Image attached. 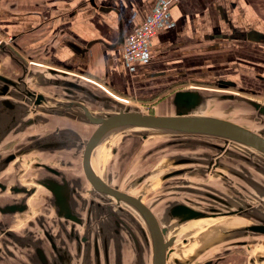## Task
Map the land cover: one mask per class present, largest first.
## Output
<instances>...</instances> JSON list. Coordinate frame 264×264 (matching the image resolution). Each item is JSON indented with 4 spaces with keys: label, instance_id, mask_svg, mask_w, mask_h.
I'll use <instances>...</instances> for the list:
<instances>
[{
    "label": "crops",
    "instance_id": "crops-1",
    "mask_svg": "<svg viewBox=\"0 0 264 264\" xmlns=\"http://www.w3.org/2000/svg\"><path fill=\"white\" fill-rule=\"evenodd\" d=\"M157 1L0 0V39L10 51L25 58L27 77L42 82L41 76L55 69L86 77L117 96L139 97L142 103L190 84L183 89L196 86L209 93L246 92L261 97L263 100H255L264 104V0H181L172 6L169 21L152 41L151 61L127 66L125 39L154 10ZM27 64L43 73L29 74ZM163 102L168 108L160 114L175 111L167 97L157 106ZM14 103L17 109H25L24 115L16 112L13 123L4 127L7 135L5 139L0 135V147L10 140H19L20 145L26 139L45 136L51 141L63 140L61 153L53 149L56 155L50 157L49 152L34 151L30 157L34 162L52 159L54 167L71 172L72 163L80 160L79 143L87 139L90 125L65 111L34 113L27 111L28 102L15 99ZM153 113L159 114L157 110ZM68 143L72 147L66 148ZM33 219L21 222L20 228L28 223L34 229ZM211 221H195L178 231H191L194 243L204 236ZM126 259L119 258L121 263H129Z\"/></svg>",
    "mask_w": 264,
    "mask_h": 264
},
{
    "label": "rangeland",
    "instance_id": "rangeland-1",
    "mask_svg": "<svg viewBox=\"0 0 264 264\" xmlns=\"http://www.w3.org/2000/svg\"><path fill=\"white\" fill-rule=\"evenodd\" d=\"M11 54L17 61L26 65L24 57L12 51ZM18 64L0 51V74H7L10 78L16 79L23 74L24 70ZM28 66H30L29 74L43 73L42 69L37 67L32 69L31 64ZM55 77L57 76L46 73L45 76H41L44 81L41 84L46 82L45 85L39 87L27 84L44 94L49 100L54 95H57L56 100L58 101L86 100V105L96 114L113 113L121 108L117 106L119 104L115 99L96 85L74 77L73 80L78 82L84 91L66 90L61 86L54 87L49 84V80ZM25 81L27 82V76ZM188 85L190 84L171 88L162 97L150 101L145 100L146 103H142L139 97L138 100L129 98L130 102L122 109L142 110L148 113L153 109L159 114L163 113L168 107L165 102L157 106L161 99L164 97L172 99L175 91ZM16 93L17 97L14 98H17V102H21L20 92L16 91ZM86 93L94 94L96 99H92ZM221 94L227 93L205 92V104L197 111V114L226 118L264 133V116H260L246 101L248 98L263 100L261 97L240 92L231 99L222 98ZM169 113L173 114L174 111L171 110ZM88 128L92 130L93 127ZM144 134H147L146 139L142 138ZM104 143L108 146L107 157L102 163L103 178L113 186L131 192L132 195L141 196L143 202L153 208L162 226L168 225L171 228L169 222L173 219H177V223L186 218L193 219L188 216L183 218L171 216V207L180 203L203 212L204 217L213 220L206 229L205 237H199L194 240V243L191 231H187L186 228L180 230L176 234L167 264H216L219 256L228 254L231 249L238 250L232 247L235 241L243 240L246 245L241 249L243 259L246 257V264H253L248 262L249 257L255 258H253L254 264H264V236L250 237L245 232H232L235 228L257 223L249 218L248 214L264 219V158L262 156L249 148L217 137L162 133L143 129L115 132L108 136ZM66 154H68L67 151ZM68 155H66V160H68ZM41 160L46 162L50 159L41 158ZM79 161L72 163L74 166L72 171L81 175ZM210 161L215 164L219 162V164L216 168L209 169ZM52 163L51 159L49 165ZM176 171H184V173L166 177L169 173ZM237 203L242 206L236 207ZM212 208L223 212L236 211L239 208L238 211L242 214L247 212V214L236 213L230 216L210 217ZM130 215L133 217L132 213ZM135 218L138 217L135 216ZM137 223L145 235L141 238V257L138 259L135 255L133 256L130 244L131 249L125 250L124 255L127 258L125 261L129 260V264H150L149 235L138 221ZM173 233L168 230L169 236ZM188 247L190 251L186 249ZM232 258L234 257H226L227 264L238 262L237 260L233 262Z\"/></svg>",
    "mask_w": 264,
    "mask_h": 264
},
{
    "label": "flooded vegetation",
    "instance_id": "flooded-vegetation-1",
    "mask_svg": "<svg viewBox=\"0 0 264 264\" xmlns=\"http://www.w3.org/2000/svg\"><path fill=\"white\" fill-rule=\"evenodd\" d=\"M5 47L8 49L6 44ZM0 51L6 52L5 48ZM16 62L22 70L26 69L25 63ZM3 75L10 78L7 74ZM9 89L6 100L0 102V135L4 139L7 135L4 127L13 123L16 112L24 115L25 110L17 109L14 103L16 91L11 87ZM20 97L23 101L28 99L22 94ZM18 143L19 140H10L0 147V208L19 205L24 209L21 212H0V264H129L121 263L119 258H125L124 252L130 244L133 256L141 257V238L145 235L137 221L148 233L152 245L141 216L128 204L121 202L117 205L113 198L95 190L84 176L82 167L79 175L73 169L72 173L65 172L66 168L49 165V161L34 162L30 157L34 151L43 155L49 152L50 157L56 155L53 149L59 152L65 149L63 140L51 141L45 136ZM70 147L72 144L68 143L66 148ZM79 147L81 165L82 145L79 144ZM130 213L134 218L138 217L135 218L137 221ZM32 218L34 229L28 223L20 228L21 222L32 221ZM244 245V240L235 241L232 247L238 250L231 249L228 254L219 256L216 264H227L226 257L230 256L234 257L233 262L238 261L234 264H246L241 249ZM253 258L249 257L248 262L254 264Z\"/></svg>",
    "mask_w": 264,
    "mask_h": 264
},
{
    "label": "water",
    "instance_id": "water-1",
    "mask_svg": "<svg viewBox=\"0 0 264 264\" xmlns=\"http://www.w3.org/2000/svg\"><path fill=\"white\" fill-rule=\"evenodd\" d=\"M4 48L6 51H4L5 54L16 62L17 59H14L15 57L12 56L11 51L6 49L4 42L0 41V49L4 50ZM24 70L23 74L16 79H12L0 74V83L2 84L0 86V97H3L0 99L3 101V99L9 95V88L11 87L28 98L25 101L29 103L28 109L30 112H48V110H50L51 112L56 113L57 111L60 112V114H63L61 111H65L79 116L82 118V121L93 127L87 139L79 143L82 145L81 167L83 174L92 187L99 193L113 198L117 205H119L121 202L128 204L141 216L151 236L152 264L167 263V258L171 252V247L176 240V233L167 236V226H162L159 223L149 206H147L142 201L141 196H134L129 192L122 191L114 187L110 185L105 179L97 175V173H95L91 166V155L98 144L103 143L108 136L115 132L130 129H143L159 131L162 133L217 137L231 143L238 144L245 148H249L264 158V133L251 130L246 126L226 118L197 114V111L205 104L206 96L204 94L207 92L206 88H198L193 86L175 91L171 99V103L175 108L174 113L156 114L144 112L142 110L137 111L122 109L125 105L124 102L105 92L99 85L94 84V82L82 77H77L71 74L69 75L55 69H49L51 74L57 76L49 80V84L53 85L54 87L61 86L66 90L72 89L84 91L81 85L73 80L74 77H76V79L80 78L98 86L101 90L116 100V102L119 104L117 105L118 107H121L113 113L96 114L86 105V100L58 101L56 100L57 95H54L51 100L47 99L44 94L37 92L27 85V82L25 81L27 76L26 69ZM86 94L92 99H96L94 94ZM221 95L222 98H234V94L232 93ZM246 101L258 112L260 116H264L263 103L250 98L246 99ZM255 119L258 120V118ZM142 138L146 139L147 134L142 135ZM218 164L210 161L208 163L209 169L216 168ZM183 173L184 171H176L174 173H169L166 177ZM14 210L21 212L24 209L19 207V205H8L0 208L1 213H5L7 211L13 212ZM210 210V217H220L236 213L242 214L238 210H228L227 212H222L214 208ZM170 214L172 217L176 216L179 218L186 216L191 218H200L205 216L203 212L195 210L183 203L176 204L171 207ZM246 214L247 212H245V215ZM248 215L249 218L254 219L257 223H251L237 229L235 228V230H232V232H245L250 237L257 235L264 236V219H258L252 214Z\"/></svg>",
    "mask_w": 264,
    "mask_h": 264
},
{
    "label": "built area",
    "instance_id": "built-area-1",
    "mask_svg": "<svg viewBox=\"0 0 264 264\" xmlns=\"http://www.w3.org/2000/svg\"><path fill=\"white\" fill-rule=\"evenodd\" d=\"M181 0H158L154 10L146 16L126 37L123 47V56L127 66L135 63L147 64L151 61V46L158 31L169 21L170 10L173 5ZM88 80L86 77H82ZM105 92L121 100L125 104L129 98L120 97L105 87L99 85Z\"/></svg>",
    "mask_w": 264,
    "mask_h": 264
},
{
    "label": "bare ground",
    "instance_id": "bare-ground-1",
    "mask_svg": "<svg viewBox=\"0 0 264 264\" xmlns=\"http://www.w3.org/2000/svg\"><path fill=\"white\" fill-rule=\"evenodd\" d=\"M28 79H29V81H28ZM27 81H28V83L29 84H33V85H35V86H41V83H42V81H41V79H39V78H35V77H33V76H29V77H27ZM240 124V123H239ZM242 125V124H241ZM244 126V125H243ZM247 127V126H246ZM251 129V128H250ZM251 130H254V129H251ZM88 131H90V130H88ZM254 131H259V130H254ZM260 132V131H259ZM107 144H105L104 142L103 143H100V144H98L96 147H95V149L93 150V152H92V155H91V166H92V168H93V170L95 171V173H97V175H99L100 177H102L103 178V176H102V174H103V171H102V166H103V162H104V160L106 159V157H107ZM99 159H100V164H98V166H99V168L97 167V163H98V161H99ZM104 179V178H103ZM108 182V181H107ZM109 184H110V182H108ZM130 194H132L131 192H129ZM147 206H149V208L152 210V212L155 214V212L153 211V208L150 206V205H148V204H146ZM242 206V204H236V207H241ZM238 210H239V208H237ZM237 211V210H236ZM156 215V214H155ZM157 216V215H156ZM207 218H209V217H200V218H193V219H188V218H186L185 220H181V221H179L180 223H177L176 221H177V219H173V220H171L170 222H169V225L171 226V228H169V226L167 225V227H168V230H169V232H174V233H176V234H178V228H180V227H183V226H185V225H187V224H189V223H192V222H195V221H202V220H208ZM183 238V237H182ZM184 239H185V237H184Z\"/></svg>",
    "mask_w": 264,
    "mask_h": 264
},
{
    "label": "trees",
    "instance_id": "trees-1",
    "mask_svg": "<svg viewBox=\"0 0 264 264\" xmlns=\"http://www.w3.org/2000/svg\"><path fill=\"white\" fill-rule=\"evenodd\" d=\"M150 113H153V110L152 109L150 110Z\"/></svg>",
    "mask_w": 264,
    "mask_h": 264
}]
</instances>
